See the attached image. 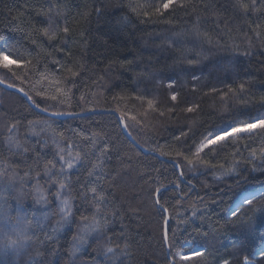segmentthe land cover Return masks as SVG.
Listing matches in <instances>:
<instances>
[{
    "label": "trees",
    "instance_id": "obj_1",
    "mask_svg": "<svg viewBox=\"0 0 264 264\" xmlns=\"http://www.w3.org/2000/svg\"><path fill=\"white\" fill-rule=\"evenodd\" d=\"M164 2L0 0V50L12 52L0 54V65L16 64V50L33 63L26 79L0 70L1 81L23 88L52 113L115 111L141 146L177 162L185 178L172 163L133 145L112 113L53 119L0 86V172L17 178L13 192L3 193L11 216L0 217V226L15 224L22 206L30 218L32 213L41 218L43 228L21 252L0 250V264H168L157 189L173 229L186 221L180 228L187 229L183 235L191 247L207 249L203 257L183 264L198 259L200 264H242L249 252V259L260 264L255 253L264 248V211L259 210L264 206V140L225 141L227 148L208 156L205 149L200 160L207 165L187 147L238 111L264 113V0H174L168 10L157 13ZM45 29L57 38L49 41ZM193 58L196 63L189 64ZM185 69L196 71L198 79ZM170 76L176 78L173 88L168 87ZM173 92L177 101L170 99ZM148 99L154 107L149 108ZM105 144L109 151L97 160ZM60 149L66 159L79 153L91 161L87 168L67 170L65 178L59 173ZM252 149L256 158L249 155ZM186 157L195 163L189 165ZM49 159L56 163L51 178L45 171ZM92 163L100 166L89 177ZM233 166L235 171L227 173ZM52 180L66 185L60 199L55 196L59 182ZM21 190L22 204L15 198ZM257 191L252 195L257 210L244 205L241 219L232 223L227 209L244 193ZM99 194L105 196L101 208L107 223L98 234L90 226L94 216L101 219L93 199ZM62 199L72 206L67 224ZM194 209L199 218L192 217ZM107 247L114 253L106 256Z\"/></svg>",
    "mask_w": 264,
    "mask_h": 264
},
{
    "label": "snow or ice",
    "instance_id": "obj_2",
    "mask_svg": "<svg viewBox=\"0 0 264 264\" xmlns=\"http://www.w3.org/2000/svg\"><path fill=\"white\" fill-rule=\"evenodd\" d=\"M174 3V0H166V2L162 3L160 7L156 9L157 13L162 14V10H168L171 5ZM252 7L255 9L257 5L253 4ZM135 11V8L133 9ZM69 29L67 27L63 28V33L68 34ZM43 34L48 37L49 41L55 40L57 37L55 34H49L48 29H45ZM198 35V33H197ZM2 38V37H0ZM63 50V49H61ZM0 54L10 56L12 55V52H4L0 50ZM16 64L11 66H3L0 65V70H3L5 75H12L15 78L19 79L23 75V77L27 78V72L32 70L33 63L31 60L27 59L23 53L19 50H16L15 52V59ZM189 64H195V59H189ZM185 71L192 76L194 80L198 79L197 73L194 70L191 69H185ZM78 73H73V75H77ZM175 77L170 76L168 77L169 83L168 87L173 88L175 84ZM0 83H3V81H0ZM239 88L241 91L244 89V84H240ZM20 92H24L23 88L19 90ZM25 98L30 102L31 106L47 112V109H40V105L37 104L34 100H32V97L28 96L27 93H24ZM52 99H55V97H52ZM83 99V97H81ZM139 100H143L144 97L140 96L137 97ZM171 101H177L178 100V94L173 92L170 97ZM147 104L149 108L154 107V101L152 99L147 100ZM189 112L193 111L192 108L188 109ZM65 113L62 112H55L52 113V116H59L64 115ZM255 127H252L254 126ZM125 128H127V125H125ZM234 129L239 131H234ZM247 134L246 136H241L239 134ZM63 136V133L60 134ZM204 138L201 139L198 143L194 142L192 145H189L187 147V151L191 153L193 149H195V155L199 162L203 165H207V160H200V154L204 153L205 149H208L207 153H204L205 156H208L212 151H215L217 154L222 152L225 148L228 147V143L238 142L240 139H246L248 137H255L259 136L262 140H264V113H257L255 115H252L251 113H244V112H236L233 114V118L231 121L225 123L223 126H218L211 130V134L208 133L203 134ZM218 137H222L223 139H217ZM177 139H179L177 137ZM227 141L228 143H223ZM218 145L217 148L213 149L212 146ZM234 146V145H233ZM250 147V146H249ZM109 149L107 144H105L102 149L100 150L99 156L97 157V160H102L103 157L106 156ZM64 152V149H60L56 155L59 157V161L62 162L59 167V173L63 174L65 178H67V170L74 169L77 165H81L82 168H87L88 164L91 161V156H89L87 159L81 158L80 154L77 153L74 157H70L69 159H66L65 156L61 153ZM163 154V153H162ZM39 155V154H38ZM92 155H95L94 153ZM250 157L256 158L257 157V151L255 149H252V151L249 153ZM260 156L264 157V148L261 149ZM187 163L189 165H193L195 161H193L190 158H187ZM100 165L97 163L91 164V170L87 172V175L89 177L93 176L95 170ZM56 168V163L49 159L47 164L45 165V171L48 173L49 177H53L54 173L52 172V169ZM255 170V169H253ZM235 171V166L232 168H229L226 170L227 173H231ZM184 173L181 172V175ZM17 178L13 175L12 177H7L6 172H0V217H3L4 219H8L11 214L9 210V205L7 199L3 196V193H12L15 184L14 180ZM21 180V183H25V178L21 177L19 178ZM99 179V177H97ZM53 183L59 182V190L55 193V196L57 199H60L61 197V191L65 189L66 185L63 182L52 180ZM91 192L93 194L97 193V188L92 187ZM15 198L21 202L23 200V190L15 196ZM85 200H87V197H83ZM95 201V214L101 216L100 220L95 219V216L93 217L92 224L90 226V231L97 232L99 234V230L101 227L107 223V221L104 219V210L101 208L102 203H106L105 196L102 194H99L98 196L93 198ZM255 197H248L245 196L239 204L233 207H229L227 209V212L230 214V216L233 218L231 220L232 223H236L238 220L241 219V212L240 209L244 207V205H248L250 210L256 211L257 209L253 208V201L255 200ZM40 200L44 203H47L48 201L41 195ZM164 200V196L162 195L161 189L156 190V200L155 203L158 206L159 214L161 215L163 219V225H164V232L162 235V242L163 245L167 249V255L171 257V259L168 261V264H183V261L190 255L195 254L198 257H203L207 251V249L200 247V248H193L191 247V241L183 235V232H186L187 229H181L180 224L186 223V221H179L175 225V230L172 227V218L167 216L168 208L165 207V203H161V201ZM71 202L67 199L61 200V212L63 213V219L64 222L67 224L69 223V217L72 215L71 211ZM260 211H264V206H262ZM247 210H245L244 214L246 215ZM193 218H199L197 217V211L194 209L192 212ZM85 220L88 219L87 216L84 217ZM251 228V225L249 226ZM40 230L42 231V220L40 217H37L35 213H32V218H30L28 215H26L23 210L22 206L18 207L16 210V223L15 224H3L0 226V237H7L9 235H15L17 237L16 240L8 241L6 242L2 249L5 252L9 249L15 250L17 253L21 252L22 250L26 249L27 247L31 246V242L34 239V232ZM203 235L207 236L208 233H203ZM81 241H83L84 237L80 238ZM113 247H107L104 254L107 256L109 253H114ZM241 252H243V249H240ZM253 253L249 252L247 256L243 257L242 264H255L254 260H250L249 257L252 256ZM256 256L260 258V264H264V250H261L257 253H255ZM33 264H42V261H33ZM195 264H200V260L198 259L195 261ZM223 264H229L228 260H224Z\"/></svg>",
    "mask_w": 264,
    "mask_h": 264
},
{
    "label": "water",
    "instance_id": "obj_3",
    "mask_svg": "<svg viewBox=\"0 0 264 264\" xmlns=\"http://www.w3.org/2000/svg\"><path fill=\"white\" fill-rule=\"evenodd\" d=\"M1 81V80H0ZM0 86L3 87L4 89L8 90V91H13V92H16L20 95H22L24 98V93L25 92H20L19 88L17 87H14V86H11L9 84H6V83H0ZM28 95V94H27ZM29 96V95H28ZM26 99V98H25ZM27 100V99H26ZM27 102L30 104V102L27 100ZM31 105V104H30ZM34 108V107H33ZM36 111H38L39 113L47 116V117H50V118H53V119H59V120H67V119H75V118H81V117H87V116H91V115H95V114H101V113H112L114 114L118 119H119V122H120V125L122 127V130H123V133L124 135L131 141V143L133 145H135L142 153L144 154H147V155H153V156H156L158 158H161L165 161H168L170 163H172L178 170L181 178L185 181V178H184V175H181V172H182V169H181V166L175 162V161H170L166 158H164L163 156L155 153V152H152L150 150H148L147 148L141 146L135 139L134 137L131 135V133L129 132L128 130V127L125 128V125H126V122L123 120V118L118 114L116 113L115 111H104V110H97V111H91V112H87V113H81V114H64V115H59V116H52V112H44V111H41V110H38L36 108H34ZM41 109V108H40ZM167 216L169 217V214L167 213Z\"/></svg>",
    "mask_w": 264,
    "mask_h": 264
},
{
    "label": "rangeland",
    "instance_id": "obj_4",
    "mask_svg": "<svg viewBox=\"0 0 264 264\" xmlns=\"http://www.w3.org/2000/svg\"><path fill=\"white\" fill-rule=\"evenodd\" d=\"M252 127H255V125L252 126ZM234 131H239V130L234 129ZM239 135H243V133H242V134H239ZM217 139L219 140V139H223V138H222V137H218ZM182 172H183V171H182ZM252 195H254V193H253V194H252V193H244L243 195H241V196L239 197V199L236 201V203L234 204L233 208H235V206H236L237 204H239L240 201H241L245 196L252 197ZM197 248H199V247H197ZM262 250H264V248H263ZM193 257H196V255H195V254H190L185 260L191 259V258H193ZM255 264H256V263H255Z\"/></svg>",
    "mask_w": 264,
    "mask_h": 264
},
{
    "label": "clouds",
    "instance_id": "obj_5",
    "mask_svg": "<svg viewBox=\"0 0 264 264\" xmlns=\"http://www.w3.org/2000/svg\"><path fill=\"white\" fill-rule=\"evenodd\" d=\"M17 237L15 235H9L7 237L0 238V246H3L8 241L16 240Z\"/></svg>",
    "mask_w": 264,
    "mask_h": 264
},
{
    "label": "bare ground",
    "instance_id": "obj_6",
    "mask_svg": "<svg viewBox=\"0 0 264 264\" xmlns=\"http://www.w3.org/2000/svg\"><path fill=\"white\" fill-rule=\"evenodd\" d=\"M259 192H261V191H257V192H256V193H254V194H258ZM235 203H236V202H235ZM233 206H234V205H233ZM233 206H232V207H233ZM229 215H230V214H229Z\"/></svg>",
    "mask_w": 264,
    "mask_h": 264
}]
</instances>
